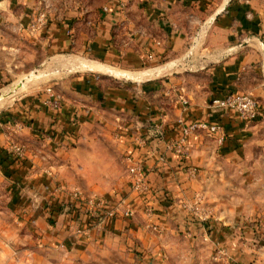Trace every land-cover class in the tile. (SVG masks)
Returning <instances> with one entry per match:
<instances>
[{
	"label": "crops",
	"instance_id": "obj_1",
	"mask_svg": "<svg viewBox=\"0 0 264 264\" xmlns=\"http://www.w3.org/2000/svg\"><path fill=\"white\" fill-rule=\"evenodd\" d=\"M119 1L103 0L85 47L69 23L52 19L39 28L26 7L18 10L0 0V107L5 106L0 108V177L12 187L7 204L18 220L28 231L31 222L38 225L32 235L42 241L40 264H61L51 255L56 251L83 258V264H110L117 254L136 264H168L161 253L167 239L194 229L183 203L203 187V170L212 160L239 157L243 142L264 121L259 0H137L124 13ZM201 27L210 29L208 47L224 54L222 64L204 71L207 82H198L177 63L188 55L186 44ZM246 39L250 45L240 47ZM232 49L241 55L232 56ZM83 53L91 57L89 63L77 61ZM48 89L61 96L59 108L48 103ZM233 94L256 98L261 116L247 122L235 111L211 109L213 100ZM180 120L218 123L222 131L212 138L205 132L190 135V155L183 160L167 149L182 136ZM11 142L27 145L25 161L14 162ZM132 152L145 161L155 223L167 238L145 230L143 199L130 192L125 175H119L117 190L99 191L111 207L127 195L136 210L133 218L99 221L82 203L75 206L54 192L65 183L98 191L115 160ZM189 167L199 172L197 178ZM41 168L57 172V178L40 173ZM25 190L43 197L40 209L22 197ZM54 204L64 209L59 216L50 213ZM11 213L0 212V218ZM72 224L78 225L74 233Z\"/></svg>",
	"mask_w": 264,
	"mask_h": 264
},
{
	"label": "rangeland",
	"instance_id": "obj_2",
	"mask_svg": "<svg viewBox=\"0 0 264 264\" xmlns=\"http://www.w3.org/2000/svg\"><path fill=\"white\" fill-rule=\"evenodd\" d=\"M9 1L11 6L15 5V9L26 7L29 17L34 18L39 28L41 25H47L52 19L69 23L75 31L73 35L77 34L78 38H84L81 42L85 47L88 45L89 37L92 36L93 25L99 17L97 11L103 5V0ZM259 1V11L264 19V0ZM213 23L214 21L211 25ZM209 30V28H197L195 32L198 33H195L193 35L195 37L193 39L191 37L186 44L188 55L177 62L184 66L188 73L194 75L198 82L208 81L204 71L222 64L224 55L221 52H213L212 47L209 48L210 46L206 44L208 35L205 34H208ZM245 45H250L248 39L244 40L240 47ZM239 53L236 49H232L231 55L240 56ZM77 56L81 57L77 60L79 63L86 64L91 60L87 53ZM4 108L5 106H2L1 109ZM18 143L28 149L23 142ZM243 143L239 157L231 160H212L203 170L201 176L205 180L203 187L193 199L184 202V209L182 208L195 222L192 226L194 231L183 230L180 234L172 235L167 239L168 248L164 245V251L161 250V253L164 252L163 259L168 260V264H264V121L257 125ZM126 157L124 155L121 159L115 160L112 173L106 176L104 182H98V191L71 187L65 183L58 195L64 196V200L72 194L81 195L85 200L105 199L104 191L99 190L110 188L117 190L119 175H125L129 180ZM39 172L50 173L56 178L58 175L50 168H41ZM198 175L199 172L196 173V178ZM11 192L10 183L1 176L0 212L12 213L0 218V264H40L39 248L43 246L42 241L40 237L37 239L32 235V231L38 225L31 222L28 231V227L26 228L25 224L18 220L15 216L17 214L15 208L7 204ZM22 197L31 202L35 210L40 209L43 200L41 195L25 190L22 192ZM146 220L143 225L146 231L160 239L164 236L167 238L161 230L160 232L148 230L146 225L152 222ZM72 225L70 227L74 233L78 225ZM186 227L191 228V225L188 224ZM51 232L54 233L55 230L52 229ZM62 244L59 246L60 249ZM51 255L61 264H83V258L67 256L60 251ZM123 255H112L109 263L136 264L128 260L127 255L122 257Z\"/></svg>",
	"mask_w": 264,
	"mask_h": 264
},
{
	"label": "built area",
	"instance_id": "obj_3",
	"mask_svg": "<svg viewBox=\"0 0 264 264\" xmlns=\"http://www.w3.org/2000/svg\"><path fill=\"white\" fill-rule=\"evenodd\" d=\"M110 3L114 0H108ZM137 0H120L118 2V10L121 13H124L129 5L133 4ZM104 11L108 12V6L104 7ZM152 59V56H149ZM47 93L49 94L48 103L55 107L59 108L62 103V98L59 94H56L52 89H48ZM210 107L212 110L223 113L226 111H235L239 116L247 122L256 121L261 116V107L259 101L251 95L246 94H233L229 95L224 99H215L211 102ZM179 124L182 125V136L179 141L168 145V151L173 152L180 156L183 160L189 158L190 147L188 145L187 139L190 135L197 134L199 132H205L206 135L210 138L215 136L218 133H221L222 127L218 123L208 124L205 122H194L188 125L184 124L183 120L179 121ZM21 128V127H19ZM223 135L220 141H223ZM136 140L139 143L144 144V140L139 136H135ZM9 153L12 157L20 162H23L27 159L28 149L18 142H11L9 145ZM128 170H129V182L131 193L136 197L144 199L153 193L152 185L149 178V173L145 169V161L143 158L135 155V152H132L127 155ZM192 170L191 167H189ZM192 175H196V170L191 171ZM62 187L56 188L55 193L60 192ZM69 203L74 204L75 206L78 203H82L83 208L87 211V214L94 217L96 220L104 221L107 219H116L123 216L124 218H133L136 215V210L133 207V204L129 201V198H119L115 206L107 205L105 199H95V200H85L81 195H69ZM79 206V207H81ZM67 209V208H66ZM65 209V211H66ZM67 209L66 212H68ZM157 217L155 208L153 206V200L150 198L148 202L144 203V218L146 221L152 222L148 223L146 228L151 231L160 232V227L155 223V218ZM154 222V223H153ZM87 233V231H83ZM78 233H82V231Z\"/></svg>",
	"mask_w": 264,
	"mask_h": 264
},
{
	"label": "trees",
	"instance_id": "obj_4",
	"mask_svg": "<svg viewBox=\"0 0 264 264\" xmlns=\"http://www.w3.org/2000/svg\"><path fill=\"white\" fill-rule=\"evenodd\" d=\"M13 160H14V162H20V161H18V160H16V159H14L13 158ZM14 162H12L13 164H15ZM21 163V162H20ZM128 186H129V188H130V182L128 181ZM130 192H131V190H130ZM152 192H153V190H152ZM120 198H127V195H121V197ZM152 199L153 201H155L154 200V194L152 193L150 196H149V199ZM149 199L147 198V197H145L144 199H143V202L144 203H146V202H148L149 201ZM55 205V204H54ZM51 206H53V205H51ZM56 207H54L53 208V210L51 211L50 210V213L53 215V214H56L57 216H59L61 213H63V211H64V209H63V207H62V205H58V204H56L55 205ZM154 206V205H153ZM47 207H45V209H46ZM155 208V207H154ZM155 212H156V215H158V213H157V211L155 210ZM72 213V212H71ZM51 219H53V218H51ZM55 219V218H54ZM53 221V223L55 222L54 220H52Z\"/></svg>",
	"mask_w": 264,
	"mask_h": 264
},
{
	"label": "bare ground",
	"instance_id": "obj_5",
	"mask_svg": "<svg viewBox=\"0 0 264 264\" xmlns=\"http://www.w3.org/2000/svg\"><path fill=\"white\" fill-rule=\"evenodd\" d=\"M96 66V65H95ZM100 67V66H99ZM98 68V67H97ZM98 71V70H97ZM2 103H3V101H2ZM1 104V103H0Z\"/></svg>",
	"mask_w": 264,
	"mask_h": 264
},
{
	"label": "water",
	"instance_id": "obj_6",
	"mask_svg": "<svg viewBox=\"0 0 264 264\" xmlns=\"http://www.w3.org/2000/svg\"><path fill=\"white\" fill-rule=\"evenodd\" d=\"M106 71H107V69H106ZM109 72V71H108Z\"/></svg>",
	"mask_w": 264,
	"mask_h": 264
}]
</instances>
